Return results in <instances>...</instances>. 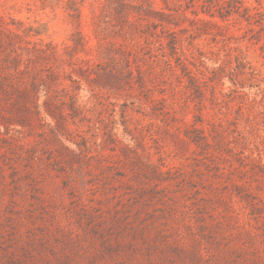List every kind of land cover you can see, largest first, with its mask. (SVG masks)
<instances>
[{
  "label": "rangeland",
  "instance_id": "1",
  "mask_svg": "<svg viewBox=\"0 0 264 264\" xmlns=\"http://www.w3.org/2000/svg\"><path fill=\"white\" fill-rule=\"evenodd\" d=\"M0 264H264V0H0Z\"/></svg>",
  "mask_w": 264,
  "mask_h": 264
}]
</instances>
